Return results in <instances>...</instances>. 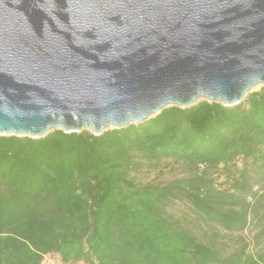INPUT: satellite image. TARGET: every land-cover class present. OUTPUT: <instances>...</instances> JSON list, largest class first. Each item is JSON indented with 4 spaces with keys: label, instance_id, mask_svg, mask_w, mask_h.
<instances>
[{
    "label": "trees",
    "instance_id": "trees-1",
    "mask_svg": "<svg viewBox=\"0 0 264 264\" xmlns=\"http://www.w3.org/2000/svg\"><path fill=\"white\" fill-rule=\"evenodd\" d=\"M163 160L181 174L141 178ZM45 257L264 264V86L234 106H170L99 135L0 136V264Z\"/></svg>",
    "mask_w": 264,
    "mask_h": 264
},
{
    "label": "water",
    "instance_id": "water-1",
    "mask_svg": "<svg viewBox=\"0 0 264 264\" xmlns=\"http://www.w3.org/2000/svg\"><path fill=\"white\" fill-rule=\"evenodd\" d=\"M264 86V0H0V136L139 124Z\"/></svg>",
    "mask_w": 264,
    "mask_h": 264
},
{
    "label": "rangeland",
    "instance_id": "rangeland-1",
    "mask_svg": "<svg viewBox=\"0 0 264 264\" xmlns=\"http://www.w3.org/2000/svg\"><path fill=\"white\" fill-rule=\"evenodd\" d=\"M259 87L260 85L255 87L254 90L258 89ZM111 128L113 127H108L106 129ZM88 130L90 129L88 128ZM180 174L181 173L179 168H177L176 163L172 162L171 160H163L154 166L145 167V170L141 173V178L143 180L167 181ZM243 235L245 238L250 239L252 237V230L248 229ZM43 264H55V261L45 257Z\"/></svg>",
    "mask_w": 264,
    "mask_h": 264
}]
</instances>
